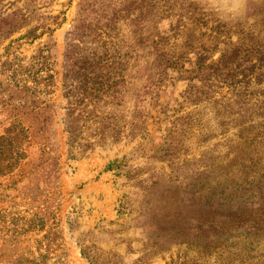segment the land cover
I'll return each instance as SVG.
<instances>
[{"label":"rangeland","instance_id":"1","mask_svg":"<svg viewBox=\"0 0 264 264\" xmlns=\"http://www.w3.org/2000/svg\"><path fill=\"white\" fill-rule=\"evenodd\" d=\"M78 44L125 74L80 146ZM124 263L264 264V0H0V264Z\"/></svg>","mask_w":264,"mask_h":264},{"label":"trees","instance_id":"2","mask_svg":"<svg viewBox=\"0 0 264 264\" xmlns=\"http://www.w3.org/2000/svg\"><path fill=\"white\" fill-rule=\"evenodd\" d=\"M65 56L67 80L64 85L70 98L67 127L72 140L77 141L79 146L82 145L80 139L85 129L94 124L97 128L109 127V132L117 131V124L107 121L115 118L109 108L114 109L115 102L120 103L121 100V83L125 76L122 62L119 61L116 65L114 58L103 57L97 48L87 45L83 48L80 44L76 49H67ZM227 60L225 57L223 62ZM169 62L171 65L175 64L173 59L161 56L155 58L154 63L159 68H165ZM199 67L211 70L208 62L199 63ZM210 76L207 75L208 78ZM105 137L102 138L106 141ZM118 139L117 135H112L110 141L113 143Z\"/></svg>","mask_w":264,"mask_h":264}]
</instances>
